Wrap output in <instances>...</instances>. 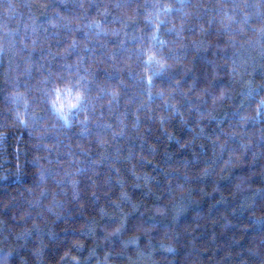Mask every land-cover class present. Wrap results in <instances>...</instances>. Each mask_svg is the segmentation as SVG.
<instances>
[{"label":"trees","instance_id":"1","mask_svg":"<svg viewBox=\"0 0 264 264\" xmlns=\"http://www.w3.org/2000/svg\"><path fill=\"white\" fill-rule=\"evenodd\" d=\"M261 29L264 0H0V264H264ZM49 74L91 82L86 131Z\"/></svg>","mask_w":264,"mask_h":264},{"label":"snow or ice","instance_id":"2","mask_svg":"<svg viewBox=\"0 0 264 264\" xmlns=\"http://www.w3.org/2000/svg\"><path fill=\"white\" fill-rule=\"evenodd\" d=\"M179 3L181 4V6H183L184 0H179ZM116 6L119 8L123 5L118 3ZM151 7L156 9L157 17L161 12H163L164 14H169L174 11H181V8L173 9L171 7H162L160 5H152ZM149 22L151 23V21ZM165 24V21L157 20L156 31L152 36V39L156 41V43L160 46L161 55L158 58L155 55H149L148 60L144 62L148 67H151L153 64L157 65L156 71L152 72L147 79L146 83L149 88L152 86L154 78L163 74V72L166 71L168 67L166 64V60L168 59V57L162 52L167 42L160 40L158 35L160 27L164 26ZM95 26L100 27L99 22H97ZM89 27H92V25H90ZM168 31L175 32L176 36L179 38L180 33L183 32L184 29L183 27H181L180 31H176L175 27L173 26V28L168 29ZM259 31L262 37H264V29H261ZM74 47L75 45L73 44L72 48L74 49ZM64 67H66L69 71H76L77 73H79L80 71L78 66L75 69H73L72 65H65ZM233 70H235V68H233ZM58 79L60 81H64L63 76H59ZM42 83L46 85V88L41 92V100L47 106L48 112L55 117L57 122L61 123V127H71V120L75 119L80 113H85L84 120L80 121V124L83 130L86 131L90 115H92V107L90 106L87 96V93L91 91V82L86 81L83 77H80L78 75L75 81H73L72 79H68L67 82L63 83V86H61L60 84L54 82L52 80L51 74H49L48 79L43 81ZM49 84L51 85V87H47V85ZM113 97L115 98V94H113ZM12 99L19 102L22 97L14 95ZM24 108L26 116L28 109V102L26 100L24 101ZM16 118L21 126H28L27 119H21L19 113H17ZM221 150L223 151V147ZM120 199L122 202H126L127 196L122 195ZM115 207L118 208L119 205H115ZM157 207L164 214V216H167V209L163 205L158 204ZM124 226L125 224L122 223L121 228L123 229ZM152 226L157 227L158 225L153 224ZM166 251L173 252L174 250L166 249Z\"/></svg>","mask_w":264,"mask_h":264}]
</instances>
